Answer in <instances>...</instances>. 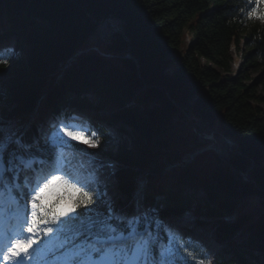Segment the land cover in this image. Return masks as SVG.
<instances>
[{"label":"trees","instance_id":"16d2710c","mask_svg":"<svg viewBox=\"0 0 264 264\" xmlns=\"http://www.w3.org/2000/svg\"><path fill=\"white\" fill-rule=\"evenodd\" d=\"M261 14L257 0H0V123L24 127L32 156L48 160L44 123L90 115L95 155L117 164L120 206L128 212L141 186L149 218L166 223L192 211L208 229L229 257L210 264H256L254 249L264 260ZM207 134L220 154L206 149ZM200 150L187 166L172 160ZM149 169L157 174L145 176L144 188L137 181ZM99 194L103 213L112 203ZM252 197L262 209L256 218L239 212ZM183 240L187 264H209L194 240Z\"/></svg>","mask_w":264,"mask_h":264},{"label":"snow or ice","instance_id":"6c2138e0","mask_svg":"<svg viewBox=\"0 0 264 264\" xmlns=\"http://www.w3.org/2000/svg\"><path fill=\"white\" fill-rule=\"evenodd\" d=\"M262 3L257 0L258 7ZM43 139L52 152L46 172L36 168L24 134L0 123V264H187L191 253L178 232L159 218L128 216L111 207L99 212L102 197L94 181L68 170L65 151L75 148L71 142L95 148V133L86 137L81 126L60 120ZM54 185L63 194L52 201L46 194ZM9 205L15 206L14 223L8 220Z\"/></svg>","mask_w":264,"mask_h":264},{"label":"rangeland","instance_id":"374dc122","mask_svg":"<svg viewBox=\"0 0 264 264\" xmlns=\"http://www.w3.org/2000/svg\"><path fill=\"white\" fill-rule=\"evenodd\" d=\"M4 18H2L3 20ZM111 24L114 26L117 24V20L116 19H112L111 20ZM112 25H108L106 23V26L108 28H112L114 29V27ZM190 36L186 38V43L189 40ZM13 42V41H12ZM12 46V45H11ZM183 46H186L183 45ZM93 50L98 51V49L96 47L93 48ZM233 55H234V59H235V64L234 67L236 66V64L238 63V57L236 56V51H234V49L232 50ZM79 54L76 53L75 56H73V59L75 57H77ZM69 61H71V59H69ZM67 61V62H69ZM66 67H68V64H66ZM65 67V68H66ZM64 68V69H65ZM60 76V74H59ZM88 95V94H87ZM88 97H90L88 95ZM110 113V109H104L103 111H99L96 116L99 117H105L106 115H108ZM92 114V113H90ZM76 116V115H75ZM78 116V115H77ZM81 118L84 119H90L91 116L88 114H82L81 116H79ZM85 120V119H84ZM101 120V119H99ZM102 123H105L103 120H101ZM50 122H48L46 124V126L44 125V130L40 131L41 132H45L47 130V125L50 127L51 124H49ZM76 122H74L73 124H75ZM77 125V124H75ZM82 128L84 130V134L86 137L90 136L92 133H95L91 128H89L87 121H84L83 123H81ZM80 125V126H81ZM88 125V126H87ZM79 126V125H78ZM46 129V130H45ZM96 134V133H95ZM205 138H213L215 140V138L213 137L212 134H207L206 136H203ZM96 138L98 139V136L96 135ZM207 140V139H206ZM99 141V139H98ZM208 141V140H207ZM216 141V140H215ZM210 143V147H207L206 149L211 148L213 150V145L210 141H208ZM73 145H75L76 147H80L83 150L81 151H77L74 148H69L65 151V155L68 157V163H67V168L72 167L74 168L76 171H80L83 170V172H79L78 175L80 176V178L84 179V180H92L94 181V183L92 184V187L94 189H96L98 192L101 191L103 196H105L111 203H112V207L114 208L115 211L117 213H122L128 216L131 215H138L139 211H135L136 207H139L138 204L142 205V208L140 209V212L142 214V216H146V207L143 204V201L141 203H135V199H139L140 196L137 194L135 195L134 198L130 199V203H131V211H126V208H124L123 206H120L118 201L121 198V195H119V193L117 192V189L114 187V181L112 180L109 172L111 171V164L107 162V159L105 158H101L98 155H94L96 149L99 146V143L97 145V147L92 148L90 147L88 144L82 143V142H78V141H72L71 142ZM214 151V150H213ZM198 151L194 152V156L195 153L197 154ZM215 152V151H214ZM216 153V152H215ZM220 154V152H217ZM216 153V154H217ZM185 157V154H181L179 151L178 152H174L172 154V160L174 163H177V165H189L191 162L187 161V159ZM87 160L88 162L86 163L85 161ZM189 160V159H188ZM84 161V162H83ZM93 161V162H92ZM92 162V163H90ZM102 162V163H100ZM184 162V163H183ZM173 163V164H174ZM169 164L168 162H165V165ZM172 164V163H171ZM170 166H164L162 169H170ZM162 167V166H161ZM109 171V172H108ZM170 171V170H169ZM168 171V172H169ZM100 172V175L95 176L97 173ZM144 172V176L140 177L139 180L137 181L139 185H144V178L147 175L150 176H154L157 173H155L154 169H149V170H145ZM100 176V177H99ZM105 178V179H104ZM108 178V180H107ZM103 180V181H102ZM134 193V191H133ZM63 194V189L59 186H52L48 193L46 194L47 197L49 199H51L52 201H55L57 199V196ZM136 194V193H135ZM199 195L202 194L201 191H199L198 193ZM69 202L65 201L64 204L62 206H67ZM261 207L259 200L256 197H252L249 198L247 200H244L240 206L239 212L241 213H245V212H251L253 214V217L256 218L259 213L262 211V209H259ZM13 211H15V206L14 205H9L8 206V212L9 213H13ZM137 213V214H136ZM140 214V213H139ZM228 220L233 219L232 216H228L226 217ZM196 218L195 216L192 214V211H190L189 213L182 215V217L178 218V219H174L169 221V219H167L166 221L170 222L167 223L166 226L170 227L171 229L175 230L176 232H178L181 236L185 235L186 238H184L185 240H194L198 246L201 247L202 251H204V255H205V259L206 261L210 264L211 262H213L218 256L217 254L220 252V257L223 260H226L229 258L227 254H224V248L217 244L215 241H211L213 240V237L211 235V233L208 231L207 228L199 225L198 223H196ZM165 221V222H166ZM207 227H209V225H207ZM192 233L194 236L192 237L189 233ZM196 232L197 234H200V236L197 238L196 236ZM246 234L241 232L238 234H235V237L232 238L233 241H235L238 244H241L243 242V240L246 238ZM206 238L208 240H206ZM215 250V251H213ZM256 257H257V263L256 264H264V260L262 258V253L260 251H257L256 249H254ZM247 259L249 260L248 256L246 255Z\"/></svg>","mask_w":264,"mask_h":264},{"label":"bare ground","instance_id":"6f19581e","mask_svg":"<svg viewBox=\"0 0 264 264\" xmlns=\"http://www.w3.org/2000/svg\"><path fill=\"white\" fill-rule=\"evenodd\" d=\"M76 117H79V116H76ZM82 121H85L83 118H81V117H79ZM71 119V118H70ZM70 119H69V121H70ZM83 123V122H82ZM205 138V137H204ZM206 139V138H205ZM217 143V142H216ZM217 150H219V147H218V143H217ZM202 150H200V151H198L197 153H199V152H201ZM219 152H220V150H219ZM190 156H185L186 157V159H187V161H189V162H191L192 160H193V157H194V154H189ZM195 155H196V153H195ZM185 159V160H186ZM85 161V160H84ZM83 161V162H84ZM86 163L88 162L87 160L85 161ZM93 162V161H92ZM92 162H90V163H92ZM100 163H102V162H100ZM68 170H70V171H72L74 174H77L78 175V173L79 172H83V170H80V171H76L74 168H72V167H68ZM116 170V169H115ZM109 172V171H108ZM109 174H110V176H112L113 174H112V172L110 171L109 172ZM97 175H100V172L99 173H97L95 176H97ZM100 177V176H99ZM105 179V178H104ZM82 180H84L83 178H82ZM107 180H108V178H107ZM103 181V180H102ZM114 181H115V172H114ZM116 182V181H115ZM115 184V183H114ZM116 185V184H115ZM114 185V187L116 188V186ZM137 192V194L140 196V198H141V194L143 193V189L141 188V186H138L135 190H134V193H132V198H134L135 197V193ZM135 199V203H140L141 202V199ZM139 205V207H136L135 208V211H139V213H138V215H141L142 216V214H141V212H140V209L142 208V205H140V204H138ZM137 214V213H136ZM182 217V216H181ZM192 237L194 236L191 232L189 233ZM197 235H200V234H197V232H196V236ZM213 251H215V250H213Z\"/></svg>","mask_w":264,"mask_h":264},{"label":"water","instance_id":"95a60500","mask_svg":"<svg viewBox=\"0 0 264 264\" xmlns=\"http://www.w3.org/2000/svg\"><path fill=\"white\" fill-rule=\"evenodd\" d=\"M108 25H109V23H107ZM194 130H196L195 128H194ZM208 141H210L211 143H212V145H213V150L217 153V152H219V150H217V143H216V141L213 139V138H206ZM217 154H219V153H217Z\"/></svg>","mask_w":264,"mask_h":264}]
</instances>
